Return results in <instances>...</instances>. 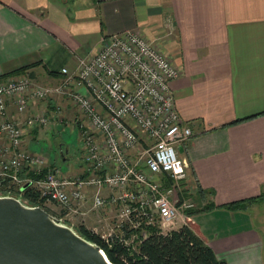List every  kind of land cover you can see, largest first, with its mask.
I'll use <instances>...</instances> for the list:
<instances>
[{"label": "crops", "instance_id": "1", "mask_svg": "<svg viewBox=\"0 0 264 264\" xmlns=\"http://www.w3.org/2000/svg\"><path fill=\"white\" fill-rule=\"evenodd\" d=\"M127 29L179 69L169 84L193 134L176 146L188 162L177 193L198 205L172 228L188 224L227 264H264V0H0V77L29 64L21 73L53 85L60 67ZM55 103L71 114L59 95L35 107ZM78 163L66 171L79 173Z\"/></svg>", "mask_w": 264, "mask_h": 264}, {"label": "built area", "instance_id": "2", "mask_svg": "<svg viewBox=\"0 0 264 264\" xmlns=\"http://www.w3.org/2000/svg\"><path fill=\"white\" fill-rule=\"evenodd\" d=\"M59 72L63 77L53 85L25 73L0 79V196L21 199L20 188L29 183L38 199L60 208L59 214L49 210L58 222L75 230L83 225L108 246L120 242L133 254L151 227L170 229L173 219L196 207L177 193L188 162L176 146L193 134L169 84L179 69L127 29L102 36L96 51ZM57 95L73 108L68 117L57 103L50 110L35 107ZM44 127L77 131L79 173L45 166L41 152L25 144L32 130ZM59 148H66L67 159L70 147ZM90 211L99 223L86 224Z\"/></svg>", "mask_w": 264, "mask_h": 264}, {"label": "water", "instance_id": "3", "mask_svg": "<svg viewBox=\"0 0 264 264\" xmlns=\"http://www.w3.org/2000/svg\"><path fill=\"white\" fill-rule=\"evenodd\" d=\"M0 264L112 263L97 243L58 222L42 206L4 195L0 196Z\"/></svg>", "mask_w": 264, "mask_h": 264}, {"label": "trees", "instance_id": "4", "mask_svg": "<svg viewBox=\"0 0 264 264\" xmlns=\"http://www.w3.org/2000/svg\"><path fill=\"white\" fill-rule=\"evenodd\" d=\"M27 66L29 64L6 72L0 79L6 75L21 73ZM45 171L46 168L42 169L43 173ZM20 197L28 204L40 205L49 211L43 200L38 199V192L29 185L21 189ZM253 198L231 201L227 206L231 209L243 208ZM77 231L86 239L97 243L112 264H227L224 259L216 257L212 248L188 224L165 231L151 227L149 234L142 239L133 254H128L120 242L108 246L96 233L83 225H79Z\"/></svg>", "mask_w": 264, "mask_h": 264}, {"label": "rangeland", "instance_id": "5", "mask_svg": "<svg viewBox=\"0 0 264 264\" xmlns=\"http://www.w3.org/2000/svg\"><path fill=\"white\" fill-rule=\"evenodd\" d=\"M70 111H71L70 113L73 112L72 108ZM38 137H40V141L38 139V142H33L30 147H33V148H35L36 151L41 152L42 157L46 160V162H44L45 166H53V164H55V162H56V163L60 164L59 168L62 171H66L68 165L72 164L73 166H75V161H77V158H78V160L80 159V152L77 149L78 139H77V131L76 130H73L70 132V129L68 127H63L61 129V131H59V134H56L53 131H51L49 128L44 127V128H40V130L38 132ZM60 142H62L64 144V146H69L71 149V152H69V154L67 155V159L63 160L61 157H59V159H56V161H55L54 158L56 155V151L58 150V143H60ZM190 198L194 199L192 196ZM43 204L45 207H47L53 213L59 214L60 208L55 203H53L51 201H44ZM197 205H198V201H196V206ZM96 214H98V213H96V212L91 213V211L88 212L85 215L86 224H93L94 221H95V223H99L98 219H100V218H99V215H96ZM93 219H96V220H93ZM192 219L195 220L194 218H192ZM260 220H261L260 222H262L261 225L263 226L262 235L264 236V218L261 217ZM180 221H181L180 216H178L177 218L173 219L171 221V223L173 224V226H178V225H180ZM257 222H258V220H257ZM257 225L259 226L260 224H257ZM78 227L79 226H77V228Z\"/></svg>", "mask_w": 264, "mask_h": 264}]
</instances>
